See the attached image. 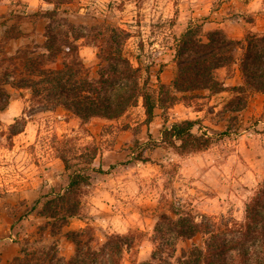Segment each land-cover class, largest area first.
Instances as JSON below:
<instances>
[{"label": "rangeland", "instance_id": "obj_1", "mask_svg": "<svg viewBox=\"0 0 264 264\" xmlns=\"http://www.w3.org/2000/svg\"><path fill=\"white\" fill-rule=\"evenodd\" d=\"M50 9L28 11L24 0H0V58L25 47L41 52L47 27L71 24L87 34L76 41L77 55L95 77L101 33L118 26L130 33L125 54L148 69L156 87L173 78L174 38L188 24L199 25L202 33L222 29L235 39L264 31V0H75L49 18ZM6 30L22 35L5 39ZM65 58L61 54L47 64L57 66ZM215 75L222 90L177 94L166 110L155 109L151 121L139 102L116 119L93 117L82 123L60 108L36 111L27 90L6 86L9 103L0 112V241L21 247L26 240L48 244L56 239L59 253L66 256L72 245L64 236L68 231L86 225L100 237L134 231L139 242L122 264H142L153 249L160 214L191 209L198 217L242 219L246 200L264 177V93L232 90L241 83L235 65ZM185 119L199 124L214 143L184 154L160 146L162 130ZM15 120L14 127L23 130L12 134ZM86 146L98 152L91 183L81 195V216L52 237L47 218L38 213L41 196L60 192L68 181L58 149L76 153Z\"/></svg>", "mask_w": 264, "mask_h": 264}, {"label": "trees", "instance_id": "obj_2", "mask_svg": "<svg viewBox=\"0 0 264 264\" xmlns=\"http://www.w3.org/2000/svg\"><path fill=\"white\" fill-rule=\"evenodd\" d=\"M43 1L52 5L47 11L51 18L62 6L75 0ZM9 33L5 31V39L22 35ZM101 34L95 77L89 76L77 55L76 41L87 34L71 24L47 27L41 52L25 47L0 58V112L9 103L6 89L9 86L27 90L36 111L60 108L82 123L93 117L116 119L139 102L146 120L151 121L155 109L166 110L177 101V94L222 90L215 73L234 65L241 83L232 90L264 93V31L247 32L235 39L222 29L202 33L199 25L188 24L174 38L173 78L168 84L159 81L156 87L150 84L148 69L142 68L139 61L134 65L123 50L129 31L108 26ZM61 54L65 60L60 65H51ZM16 121L11 125L12 134L23 130L14 127ZM212 143L213 136L190 119L170 123L162 130L159 140L160 146L179 154L205 150ZM97 152L94 146L76 153L58 149L57 156L68 181L60 192L41 196L38 213L47 218L46 226L52 237L60 234L71 218H80L81 195L91 183L90 172L94 171L91 164ZM73 158L79 163H72ZM64 236L73 245L70 256L59 253L56 239L48 244L38 240H32L31 244L26 240L8 264H122L125 253L139 242L137 232H105L100 237L90 225L68 231ZM196 238H200L199 243L195 242ZM152 242L150 256L142 264H264V177L246 200L242 219L206 214L198 217L191 209H173L171 214L158 216Z\"/></svg>", "mask_w": 264, "mask_h": 264}, {"label": "crops", "instance_id": "obj_3", "mask_svg": "<svg viewBox=\"0 0 264 264\" xmlns=\"http://www.w3.org/2000/svg\"><path fill=\"white\" fill-rule=\"evenodd\" d=\"M5 1V0H3ZM26 3V9L32 11L39 6L42 8H52L51 4L44 2L43 0H24ZM80 221V220H78ZM69 224V223H68ZM72 224V223H71ZM82 225H79V227ZM20 247L18 243L12 242L11 240L0 241V264H7L19 254ZM73 253V247L70 245V250L66 257L70 256Z\"/></svg>", "mask_w": 264, "mask_h": 264}]
</instances>
